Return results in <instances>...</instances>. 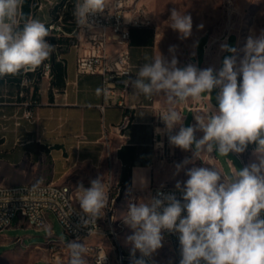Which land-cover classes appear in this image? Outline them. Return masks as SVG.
Masks as SVG:
<instances>
[{"label": "clouds", "instance_id": "1", "mask_svg": "<svg viewBox=\"0 0 264 264\" xmlns=\"http://www.w3.org/2000/svg\"><path fill=\"white\" fill-rule=\"evenodd\" d=\"M23 2L0 0V77L33 71L55 50L45 40L48 27L39 19L25 18ZM107 6V0H76L73 14L77 24L88 27L89 15L102 13ZM168 22L181 38L191 35V15L173 8ZM220 47L236 52L227 44ZM174 50L175 46L169 49ZM243 51L238 67L232 55L224 58L218 71L212 67L201 70L193 64L178 67L175 55L169 61L160 54L146 58L137 78L125 81L146 99L165 97L168 107L159 115L165 124L163 131L169 133L170 145L192 151V160L212 157L213 153L228 157L255 145L256 161L241 169L233 165L229 174L213 166L188 169L183 187L179 181L175 185L182 192L183 202L175 194L163 193L130 202L122 219L133 230L128 237L131 255L137 251L141 254L134 264H146L144 258L162 247L163 231L179 233V264H264V33L249 36ZM217 88L216 106L195 114V125L183 126L184 116L177 106L200 101ZM96 95L107 99L109 90L97 88ZM176 128L178 132L171 135ZM197 132L203 133L199 139ZM192 160L186 158L176 164L177 173ZM90 184L85 188L81 183L77 188L79 205L90 218L85 224L103 216L108 204L102 178ZM183 212L186 215L182 216ZM67 248L69 264H87L83 244L68 241ZM105 259L104 253L97 264H104Z\"/></svg>", "mask_w": 264, "mask_h": 264}, {"label": "crops", "instance_id": "2", "mask_svg": "<svg viewBox=\"0 0 264 264\" xmlns=\"http://www.w3.org/2000/svg\"><path fill=\"white\" fill-rule=\"evenodd\" d=\"M65 1L61 0L55 9L40 12L35 0H24L23 4L28 2V6H22V12L25 18L39 19L49 29L61 12L65 21L71 17L74 6L69 4L63 10ZM157 36L151 26L135 29L131 59L136 73L147 62L146 58L160 55ZM232 39L237 50L239 40L231 34L223 44L229 45ZM45 40L55 48L48 59L52 64L50 78L43 77L42 64L34 71L0 77V185L54 182L77 190L81 178L71 181V176L83 172L86 182L97 177L103 180L105 154L110 151L120 178L125 168L130 169L128 190L150 197L152 189L162 185L155 174L162 170L161 157L168 136L163 131L165 124L158 121L168 107L165 97L146 99L133 88L127 100L129 108L109 106L102 111L99 106L104 103V96L96 95V89L102 88V77L78 74L76 51L65 37L58 38L49 31ZM220 46L210 47L206 43L200 55L198 43L178 67L193 64L201 70L212 67L218 71L229 54ZM232 55L236 56V52ZM240 60L236 61L237 67ZM214 91L217 95L220 89H214L211 95L204 94L200 101L190 100L177 106L184 116L183 126L186 114L192 115L190 126L195 125V114L216 106ZM29 109L34 112L31 119L24 117ZM127 114L132 123L120 138L112 127L119 125ZM157 129L161 131L158 133ZM202 135L197 132V139Z\"/></svg>", "mask_w": 264, "mask_h": 264}, {"label": "built area", "instance_id": "3", "mask_svg": "<svg viewBox=\"0 0 264 264\" xmlns=\"http://www.w3.org/2000/svg\"><path fill=\"white\" fill-rule=\"evenodd\" d=\"M60 3L61 0H35L36 9L40 12L55 9ZM69 4L75 7L76 0H66L62 6L63 10H66ZM107 5L104 12L89 15L88 27L77 24L73 14L74 9L68 20L65 21L64 13L61 12L57 21L49 25V31L54 36L65 37L75 49L78 74L102 77V88L109 90L108 98H104V103L99 106L102 111L109 106L129 108L127 100L133 87L131 84L126 86L125 81L137 78L131 59V29L151 26L148 11L141 0H107ZM51 68L50 60L42 63L43 77H51ZM33 115V110L29 109L24 117L31 119ZM158 121L163 124L161 118ZM131 123L132 118L127 114L119 125L112 127V131L122 138L123 132ZM80 137L84 138V136ZM80 137L78 138L81 139ZM109 159L113 160V156L109 155ZM105 187L108 204L103 216L97 218L94 223L85 224L84 221L90 218L83 213L78 205V199H72V192L78 191L68 185L54 182H42L36 185H0V233L10 228L15 217H18L19 223L25 222L37 230H42L45 229V221L54 216L64 228L70 241H84L85 249H90V257L85 258L87 264L97 262L98 257L104 253L106 254L104 264H108L109 251L103 244L94 243L92 240L106 236L118 241L119 231L114 226V208L123 188L121 185H112V173L106 180ZM158 193L175 194L177 199L182 201V192L175 186L155 187L150 198L156 197ZM44 203H51V212H44ZM184 215L186 212L182 213V216ZM162 235L176 254L175 262L172 264H179L181 259L179 233L163 231ZM50 236L51 233L48 237ZM45 244L48 245V241ZM48 246H51L56 253L48 260H39L34 264H69V250L60 249L59 240L56 241V245ZM118 246L120 264H134V260L141 257L139 251L133 257L120 245ZM144 259L146 264H155L152 257Z\"/></svg>", "mask_w": 264, "mask_h": 264}, {"label": "rangeland", "instance_id": "4", "mask_svg": "<svg viewBox=\"0 0 264 264\" xmlns=\"http://www.w3.org/2000/svg\"><path fill=\"white\" fill-rule=\"evenodd\" d=\"M141 2L148 11L151 27L158 34L160 54L169 61L175 55L178 60L177 66L185 58H188L198 43L197 54L202 55L204 44L208 43L210 47L223 44L230 34L239 40L235 56L236 61H239L244 56L243 49L247 38L264 33V0H141ZM173 8L191 15L193 27L188 38H181L179 32L168 26ZM199 25H203V27L198 28ZM171 46H175L174 52L169 51ZM229 46L235 48L234 39L230 41ZM230 55L229 52L225 57ZM215 97L216 92L214 91ZM191 120L192 115L186 114L185 127L190 126ZM178 130L176 128L170 134L175 135ZM109 155H112L110 151L105 154L103 182L105 183L112 173L113 181L118 180L123 188L114 208V226L119 231V237L118 241L106 236L95 238L92 241L103 244L114 259L113 248L118 249V245L131 254L132 245L128 237L133 235V230L122 219L128 211L129 203L147 200L150 197L128 190L120 180L117 163L114 162V159L110 160ZM240 155L243 157L244 163L236 153H230L228 157H220L214 153L212 157L205 156L201 160H192V151H184L170 145L167 136V143L161 157L162 170H157L155 177L161 181L162 185L175 186L179 181L183 187L184 182L188 179L186 171L192 167L213 166L222 173L229 174L233 165L241 169L256 162L254 149L251 146H248L246 151L240 153ZM157 158L160 164V156ZM186 158L192 160V162L177 173L176 164L181 163ZM79 178L81 179L77 182V186L81 183L84 187L89 188L91 186L89 182L83 180V172L73 174L71 181ZM50 222L51 230L46 228L37 230L25 222L19 223L18 217L13 218L10 228L0 233V264H34L39 260H48L56 252L51 246L45 244L47 241L56 242L59 240L64 244L70 241L64 228L54 216L50 219ZM106 228L104 231L107 235ZM50 233L52 236L48 237ZM151 257L155 264H172L175 262L176 254L163 239L162 247L153 253Z\"/></svg>", "mask_w": 264, "mask_h": 264}, {"label": "bare ground", "instance_id": "5", "mask_svg": "<svg viewBox=\"0 0 264 264\" xmlns=\"http://www.w3.org/2000/svg\"><path fill=\"white\" fill-rule=\"evenodd\" d=\"M112 185H120V182H114L112 179ZM72 199H78V192H72ZM44 212H51V203H44ZM51 222L50 219H47L45 221V228L51 230ZM79 243L84 245V241H78ZM48 245H56V242H49ZM59 248L60 249H67V244H64L62 241H59ZM114 251V259L112 258V254H109L108 257V264H120L119 261V248H113ZM112 249V250H113ZM90 257V249H86V252L84 253V258H89ZM92 264H97V262H92Z\"/></svg>", "mask_w": 264, "mask_h": 264}, {"label": "trees", "instance_id": "6", "mask_svg": "<svg viewBox=\"0 0 264 264\" xmlns=\"http://www.w3.org/2000/svg\"><path fill=\"white\" fill-rule=\"evenodd\" d=\"M27 6H28V2H27V3L25 2V4H23V8H26ZM145 28H146L145 26H142V27H134V28H132V29H131V36H133L135 29H145ZM133 42H134V39L132 38V43H133ZM249 146H251V148L254 149V145H249ZM129 178H130V169H126V168H125V169L123 170L122 174H121V178H120V180H121V182H122L123 184L126 185V182L129 181Z\"/></svg>", "mask_w": 264, "mask_h": 264}]
</instances>
